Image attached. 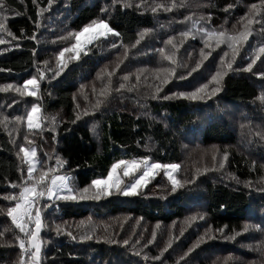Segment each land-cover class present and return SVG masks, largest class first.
Instances as JSON below:
<instances>
[{
	"label": "trees",
	"instance_id": "trees-1",
	"mask_svg": "<svg viewBox=\"0 0 264 264\" xmlns=\"http://www.w3.org/2000/svg\"><path fill=\"white\" fill-rule=\"evenodd\" d=\"M244 17L260 23L235 59L227 43L203 34L238 35ZM94 20L120 35L60 62ZM0 23V88L38 80L36 96L0 91V236L16 239L0 242V264H32L7 215L17 200L6 197L32 186L39 162L45 181L64 175L82 190L121 160L188 170L177 174L175 192L40 198L38 264H264V0H0ZM204 84L203 99L179 95ZM34 105L41 126L29 129ZM30 147L38 160L32 180L21 151Z\"/></svg>",
	"mask_w": 264,
	"mask_h": 264
},
{
	"label": "snow or ice",
	"instance_id": "snow-or-ice-1",
	"mask_svg": "<svg viewBox=\"0 0 264 264\" xmlns=\"http://www.w3.org/2000/svg\"><path fill=\"white\" fill-rule=\"evenodd\" d=\"M253 8H255V5H253ZM155 11V9H153ZM244 20H247V23L245 24V30L238 35H225L224 32H204L203 34L208 37H217V46L220 43H227L228 48L232 51L233 59H235V56L239 53V46H242L243 43L247 42L248 37L251 35L250 31V25L252 23H260V21H254L253 19L249 17L242 18ZM0 27H2V23H0ZM260 31L264 32V26L261 27ZM114 35L119 36V32H116L113 28L110 27V25L105 20H94L87 26H85L82 31L76 32L74 34L75 43L69 48L65 47L62 51L59 53V61L62 62L64 60L65 53L72 52L75 54V59H80L81 51L84 50V47L87 44L92 43L96 39H100L101 37L107 38L108 35ZM8 35H12L11 33H8ZM182 35H187V33H183ZM86 37V40L84 39ZM32 39H35V36L31 37ZM169 44L172 43V40L170 39L168 41ZM5 44L4 39H0V45ZM114 47L116 45H113ZM205 46H208L207 40H205ZM260 52H264V47H261L259 49ZM209 55L211 53H208ZM204 53L201 52V56L203 57ZM224 56H228V52L224 53ZM168 59H173L172 57H167ZM174 62V61H173ZM255 63V60H250L249 64L245 71H252V66ZM264 63V62H262ZM199 67V65H197ZM228 68L232 67L231 63H228ZM0 71H3V69H0ZM192 71H195L193 69ZM191 74V73H189ZM43 75V73H41ZM221 75L220 72H217L215 76H212L213 81H217L218 77ZM261 76H264V72L260 73ZM180 79H184L183 76L179 77ZM127 79V77H125ZM124 85L121 84L120 88H123ZM208 88V84H204L201 88H198L196 91L191 93H179L180 96H183L189 100H197V99H203V96L200 95V93H203L205 89ZM8 90H14L17 93H20L22 96L26 93L27 96H36L37 90H38V80L36 77H33L31 79H28L22 87H16L13 89L12 85H7L5 88H0V91H8ZM264 99V98H262ZM39 112L38 106H33L31 108L30 113L27 115V125L29 129L33 128V120L36 114ZM20 118L18 117L17 120ZM35 127H39V124L35 125ZM21 151L25 153V156L28 157V168H27V177L29 180H32L33 178V172L36 168V163L32 162V158L35 157L36 153L33 149L31 152H29L26 148H21ZM226 159V157H225ZM40 163L41 173L38 177V179H35L32 183V186L29 187L27 184L22 188V191L20 192L19 199H17L16 196L6 197V199H13L17 200V204L15 207L9 208L7 215L10 216L13 220V222L16 224V227L20 229L22 233L25 235L24 240H20L19 246L22 249V254L28 255L29 259L32 261V264H38L39 262V254L41 251V244L39 239V233L42 228L41 223V215H40V209L36 207L37 201L40 198L47 197L48 200H84V199H93V200H99L102 197L112 196L114 193L119 194L125 197H132L137 196L140 194L139 190L146 186V184L149 181L150 176L152 173L156 170L165 168L168 169V178L172 180V191H176V186L178 185V181L175 180V178L171 175L172 171H175L179 169V164H168V165H161L159 163H153L147 165V170L141 172L138 178L134 179L131 183L123 185V180L117 176V170L123 168L122 176L123 177H129L134 172L140 171L141 164L143 162H136V161H125L121 160L118 163L114 164L112 166L111 171L109 172L108 176L106 178H100L95 179L91 182V185L89 187H86L84 189H78L75 188L74 185L69 184V178L64 175L59 176H53L50 180L45 181V177L47 173L43 171L45 165L43 162ZM59 161H57V166H59ZM222 166V165H221ZM51 171V169H49ZM42 185V189L40 191H37V188ZM12 187H17V185L13 184ZM47 207V205H46ZM35 209V214H33V211ZM28 225H32V227L29 229ZM57 231L59 232L60 226L57 225ZM247 230V226H246ZM69 236H71V233H67ZM75 239V237H72ZM87 239H91L90 236L86 237ZM153 239H155V235L153 234ZM203 238H201L202 240ZM152 241H149L148 243H151ZM26 243L30 245V249L26 248ZM136 243H139V240L136 241ZM200 241L197 242L196 246H199ZM124 245H128L129 241L124 240ZM144 247H147V244L144 245ZM168 247H171V243H169ZM165 251H167V248H165ZM191 251V249H190ZM136 255H140L139 252L136 253ZM145 259L147 257L145 256ZM155 259H160V257H156Z\"/></svg>",
	"mask_w": 264,
	"mask_h": 264
},
{
	"label": "rangeland",
	"instance_id": "rangeland-1",
	"mask_svg": "<svg viewBox=\"0 0 264 264\" xmlns=\"http://www.w3.org/2000/svg\"><path fill=\"white\" fill-rule=\"evenodd\" d=\"M205 31H206V30H205ZM84 39L86 40V37H85ZM96 40H97V39H96ZM96 40H94V41H96ZM94 41H93V42H94ZM93 42H92V43H93ZM90 44H91V43H90ZM90 44H87V45L84 47V50H85V48H86L88 45H90ZM81 52H82V51H81ZM73 54H74V53H73ZM74 55H75V54H74ZM34 106H38V105H34ZM32 107H33V106H32ZM32 107H31V108H32ZM38 108H39V106H38ZM30 111H31V109H30ZM30 111H29V113H30ZM29 113H28V114H29ZM37 124H39V127L41 126V115H40V111H39V112L36 114V116L34 117V120H33V128H36L35 125H37ZM26 149H28L29 152H31V151L34 149V150H35V153H36V148H35V147H30V148H26ZM23 153H24V152H23ZM24 157H25V159L28 161V157L25 156V153H24ZM127 161L131 162V161H136V160H127ZM32 162H33V163H36V165H37L38 160H37L36 155H35L34 158H32ZM136 162H143V163L141 164V167H142V165H143V170H142V172L145 171V170H147V165H149V164H153V163H150L149 161H136ZM187 170H188V167L183 166V165H180L179 169H177V170L171 172V175L175 178V180H177V178H176L177 174H178L179 172H186ZM122 171H123V168L118 169V170H117V176L120 177V178L123 180ZM168 172H169V170H168V169H165V168H162V169H159V170L154 171V172L152 173V175L150 176L149 181H148V183L146 184V186H144V187H142V188H147V187H148L150 192H155V191H157V190H159V189H163V188H166V189H170V188H172V187H173V184H172V180H170V179L168 178ZM140 174H141V173H140ZM140 174H139V175H140ZM139 175L136 176L135 179L138 178ZM130 183H131V182H130ZM127 184H129V183H127ZM127 184H126V185H127ZM9 224H10V222H9ZM6 234H7V233H6ZM8 237L10 238V241H11V242L14 241V240H16L15 238H13V237H11V236H8ZM5 240H7V238H6L5 236H0V242H3V241H5Z\"/></svg>",
	"mask_w": 264,
	"mask_h": 264
},
{
	"label": "crops",
	"instance_id": "crops-1",
	"mask_svg": "<svg viewBox=\"0 0 264 264\" xmlns=\"http://www.w3.org/2000/svg\"><path fill=\"white\" fill-rule=\"evenodd\" d=\"M5 237L7 238V240H5V241H10V238L7 235H5Z\"/></svg>",
	"mask_w": 264,
	"mask_h": 264
},
{
	"label": "built area",
	"instance_id": "built-area-1",
	"mask_svg": "<svg viewBox=\"0 0 264 264\" xmlns=\"http://www.w3.org/2000/svg\"><path fill=\"white\" fill-rule=\"evenodd\" d=\"M33 214H34V212H33ZM20 242V241H19ZM19 242H18V246H19ZM19 248H20V246H19ZM21 249V248H20Z\"/></svg>",
	"mask_w": 264,
	"mask_h": 264
}]
</instances>
